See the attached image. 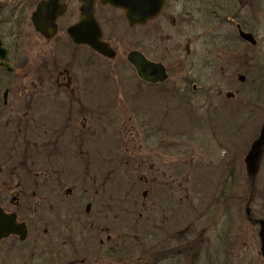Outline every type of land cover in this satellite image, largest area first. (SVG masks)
I'll list each match as a JSON object with an SVG mask.
<instances>
[{
    "label": "flooded vegetation",
    "instance_id": "1",
    "mask_svg": "<svg viewBox=\"0 0 264 264\" xmlns=\"http://www.w3.org/2000/svg\"><path fill=\"white\" fill-rule=\"evenodd\" d=\"M46 3L49 5L41 9ZM243 3L244 0H166L160 17L142 27L130 26L123 11L96 1L94 19L102 33V42L115 52L114 59L120 48L126 50L127 47L119 43L127 40L114 39L117 34L114 12L121 13V19L129 27L123 26L125 29L145 30L144 48L131 50L127 55L130 71L117 70L118 75L111 80L113 88L120 85L113 92L119 93V98L127 94L129 100L109 104L104 99L107 71L104 67L114 59L106 58L86 44H77L70 32L81 21L85 2L0 0V49L8 52V61L0 60V209L14 216L16 224L24 229L1 241L0 264H105L106 257L113 260L108 264H119L117 253L120 257L122 253L128 255L124 264H135L131 261L135 247L132 244L140 228L135 219L136 204H128L125 208L128 213L116 205L115 209L124 214L118 211L111 216L113 231L104 224L103 200L107 196L114 201V194L120 189L110 180L114 171L120 173L116 168L119 151L113 150V157L109 158L112 161L105 162L108 158L103 152L106 134L112 136L106 139L109 142H120V138L128 134L137 140L142 135L146 141L164 142L166 130L183 137L185 133L181 128L195 129L196 108L203 110V114L211 113L209 108L215 102L213 93L221 91L214 84L213 63L209 62L200 70L193 68L188 73L185 68H170L172 60L156 59L162 40L154 39L152 27L156 22L165 26L169 22L170 30L177 28L179 39L185 37L190 41L194 37L188 36V28L199 25L207 30L205 37L216 42L218 38L227 37L220 35L227 24L235 22L237 30L246 24ZM171 8L178 11L175 13ZM132 52L162 65L167 80L160 84L142 80L128 62ZM119 74L129 75L133 84L126 86ZM117 104L127 105L128 110L123 114H130L128 120L134 133L115 126L116 123L121 126L122 116ZM206 105L209 108H205ZM169 106L183 108L192 126H169L158 121L157 112ZM212 109L209 121L217 114L214 106ZM106 122L114 124L116 131L106 132ZM179 148L177 146V150ZM147 151L148 173L143 179L148 189L143 198H147L149 188L160 181L158 173L164 168L151 162L154 149ZM180 165L173 171L181 173L185 167ZM161 178L166 179V173ZM109 181L113 185L107 186ZM26 188L34 189L31 196L24 193ZM45 204L49 206V214L41 211ZM123 229H128L129 236H123L128 241L119 239V231ZM149 231L147 236L151 242L146 241L151 256L149 264L169 262L178 244L183 245L184 239L187 240L176 236L166 238L159 246L163 256H154L153 253H158L157 246H153L156 239ZM196 245L193 241L195 250Z\"/></svg>",
    "mask_w": 264,
    "mask_h": 264
},
{
    "label": "rangeland",
    "instance_id": "2",
    "mask_svg": "<svg viewBox=\"0 0 264 264\" xmlns=\"http://www.w3.org/2000/svg\"><path fill=\"white\" fill-rule=\"evenodd\" d=\"M243 5L245 9L243 12L244 22L247 23L248 31L255 36L258 45L251 47L247 43L237 41L236 55L227 50L229 44L217 45L215 42L207 40L205 37L207 30L202 26L188 28V36L194 37L190 41L185 37L179 39L175 31L177 28L170 30L169 22H166L167 26L156 22L152 27L155 33L153 34L154 39L162 40L158 46L159 53L156 59L172 60L171 64L167 61L170 68H185L188 73L193 68L200 70L209 62L213 63L214 84L219 87L217 90L221 91L213 93V100H215L213 106L217 114L212 117L211 121L209 119L213 113V106L209 108V105H206L205 108H209L211 113L203 114V110L200 111L196 108L195 129L184 130L181 128L186 137H184L185 135L183 137L175 136L172 134L174 131L166 130V133L163 134L164 142L159 139L146 141L142 135V138L137 140V137L135 139L130 134L122 136L123 140L120 138V142L118 140L109 142L107 140L112 139V136L106 134L107 140L105 139L103 152L108 158H105V162L112 161L109 158L113 157V150L119 151V157L118 155L116 157L119 161V164H116L119 166L116 168L120 173L114 171L110 180L115 181L116 185L118 184L117 189L119 187L120 189L118 194H114V201L109 200L107 196L103 200L104 224L105 227L109 226L113 231L111 216L119 211L115 208L120 205L123 210L130 202L136 204L135 219L137 225L140 226L136 233L135 243L132 244H135L132 254L133 258L137 259L136 262L133 260L136 264H146L151 259V256L148 258L144 252L147 250L146 241L151 242L147 236L150 232L149 229L156 239L152 243L154 247L157 246L158 253L155 254L159 257L163 256L159 246L166 238L176 236L187 239H184V245L178 244L179 247H176L172 257L173 261L169 260L164 264L173 262V264H201L203 262L204 264H214L216 255L221 257L216 262L222 263L226 258L225 264H264L260 254V227L254 223V220L264 219V151L259 170L256 176L251 179L248 178L245 164L251 145L260 134L264 122V100L256 99L253 105L248 102L247 95L256 88V83L254 82L255 78L249 82L245 72L246 68L250 66V62L247 60L248 56L252 58L251 63L258 61V58H261L260 60L264 63V0H248V2L244 0ZM172 11L176 13L178 9H172ZM169 12L171 13V11ZM113 17L117 26V34L114 39L127 40L119 42L127 44V47L126 50L123 47L120 48L118 56L111 62H107L104 67L108 71V73H106L107 71H105L106 74L104 73V99L109 104L113 101L116 103L129 100L127 94L122 98L118 97L120 94L115 93V87L120 85L113 88L114 82L111 80L118 75L117 70L128 69L130 71L126 62L127 55L131 50L143 49L142 43L145 38L144 29L128 30L129 27L125 24L124 19H121V13L114 12ZM235 25V22L233 25L227 24L225 28L221 29L220 35H226L230 38V42L234 40L236 43L239 38ZM162 28L163 30H161ZM166 40L171 41L166 42ZM121 44L120 46H122ZM120 77L125 80L126 86L133 84L129 75H120ZM242 77H245L244 82L240 81ZM113 90L115 91L113 92ZM228 93H233L234 98L228 99L226 97ZM117 105L118 108L120 107L119 111L122 116L121 126H118L117 123L115 126L124 127L126 133H131L133 130L130 128L131 123L128 120L130 114H123L128 110L126 109L127 105ZM155 105L153 110L156 111ZM225 112H233L232 117L230 113L225 114ZM157 114L155 117H159L158 121L169 126L173 124L186 128L192 126L189 123L191 120L181 107H165L160 109ZM113 125L106 122V132H115L116 128ZM157 143L158 146H154ZM177 146L180 147L178 150ZM150 148L154 149L151 162L162 165L164 168L161 173H158L160 181L154 187L149 188L148 197L143 198L144 192L148 189L143 178L148 173L146 162L148 163L147 150ZM164 153L166 155H163ZM231 160L232 173L227 168ZM179 164L185 168L181 173H176L173 170ZM191 168L194 171L187 172ZM164 172L166 179L161 178L162 175H165ZM111 184L109 181L107 186ZM217 187H221V189ZM226 188H233L234 191L226 196ZM23 191L26 195L31 196L34 189L26 188ZM28 199L32 202L31 197ZM27 205L29 206V204ZM41 211L49 214V206L45 204L41 207ZM247 211L250 212V215H247ZM124 213H128V209H125ZM124 213L120 212L121 215ZM139 214H142V217ZM135 219L132 221L135 222ZM29 222L32 223V221ZM149 223H151L150 228L148 227ZM126 224L128 225L129 221ZM183 230L189 234L184 233ZM119 236V239L129 236L128 229L120 230ZM124 239L128 241V239ZM193 241L199 245L198 251L201 252L199 258L197 254L191 255L186 251L185 244H193ZM175 243L176 241L173 242V244ZM117 254L120 257V253ZM125 256V254L121 255L117 262L119 260L122 262L123 259H126ZM199 259L203 261L199 263ZM105 261V264H108L107 262L113 260L106 257ZM124 263L127 261L121 264Z\"/></svg>",
    "mask_w": 264,
    "mask_h": 264
},
{
    "label": "water",
    "instance_id": "3",
    "mask_svg": "<svg viewBox=\"0 0 264 264\" xmlns=\"http://www.w3.org/2000/svg\"><path fill=\"white\" fill-rule=\"evenodd\" d=\"M82 1L85 2L86 5L82 9L81 21L70 31L72 38L77 44H86L108 59H113L115 57V52L108 44L102 42V33L94 19L96 1H99L104 6L110 5L116 9L123 10L130 26H145L148 22L153 21L161 15L166 4L165 0ZM48 5L49 3L44 4L41 9H45ZM239 33L240 38L243 41L249 43L252 46L257 45V41L252 34L245 33L242 30H240ZM0 52L2 53V55H0V59L7 62L8 52L3 51L2 49H0ZM128 62L136 69L138 76L145 82L160 84L164 83L167 80V73L165 68L160 64H155L149 61L140 53L132 52L128 56ZM241 80L244 81V78H241ZM228 97H232V94H228ZM263 150L264 124L262 126L258 139L252 144L251 150L249 151L245 160L247 171L252 177L256 176L259 170ZM247 213L250 214L249 211H247ZM15 221L16 219L14 216L7 215L0 209V243L3 239L9 237L10 235H17L20 230L24 231L23 227L18 226ZM255 223L260 227V251L264 260V220H255Z\"/></svg>",
    "mask_w": 264,
    "mask_h": 264
},
{
    "label": "trees",
    "instance_id": "4",
    "mask_svg": "<svg viewBox=\"0 0 264 264\" xmlns=\"http://www.w3.org/2000/svg\"><path fill=\"white\" fill-rule=\"evenodd\" d=\"M246 30H247V27H246V25L245 26H243ZM237 41L238 40H236V43H235V41L234 40H232V42H230L229 40H226V42L228 43V44H230V47L227 49V50H230V52H232V54L233 53H235V55H236V48H237ZM218 45H219V43H218ZM251 56H248V61L251 63ZM261 58H258V61H255V63H249V67L248 68H246V70H245V72L247 73V76H248V81L250 82L252 79H254V82L256 83V88L254 89V90H252V93H248V95H247V98H248V102H249V104L250 105H253V104H255V101H256V99H259V100H264V63H263V61H261L260 60ZM247 61V62H248ZM256 62H258V63H256ZM232 160H231V163H230V169H231V172H232V170H233V168H232ZM248 178L249 179H251V177L250 176H248ZM234 191V189L233 188H226V196H228V193H232ZM223 194H224V192H222ZM214 204H216L215 202H214ZM186 251H188L187 250V248H186ZM221 257L220 256H215V262L214 261H212V262H214V264H225V262H226V258H225V261H223L222 263L221 262H216V260H218V259H220ZM209 259H211V258H209Z\"/></svg>",
    "mask_w": 264,
    "mask_h": 264
}]
</instances>
